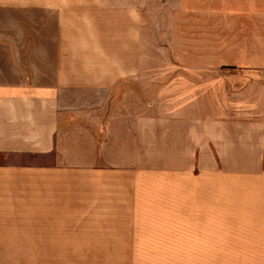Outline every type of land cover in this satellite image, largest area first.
<instances>
[{
	"label": "crops",
	"instance_id": "0c3cea01",
	"mask_svg": "<svg viewBox=\"0 0 264 264\" xmlns=\"http://www.w3.org/2000/svg\"><path fill=\"white\" fill-rule=\"evenodd\" d=\"M185 197L264 264V0H0V251L137 264Z\"/></svg>",
	"mask_w": 264,
	"mask_h": 264
},
{
	"label": "rangeland",
	"instance_id": "374dc122",
	"mask_svg": "<svg viewBox=\"0 0 264 264\" xmlns=\"http://www.w3.org/2000/svg\"><path fill=\"white\" fill-rule=\"evenodd\" d=\"M192 1L187 5V17H192ZM179 207H178V206ZM184 206V208H182ZM192 197L175 203V208L167 211L163 208L153 218L152 226H168V233L152 235L146 249L138 251L137 264H194ZM163 212V213H162ZM0 264H34V251H0Z\"/></svg>",
	"mask_w": 264,
	"mask_h": 264
}]
</instances>
